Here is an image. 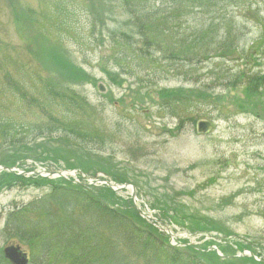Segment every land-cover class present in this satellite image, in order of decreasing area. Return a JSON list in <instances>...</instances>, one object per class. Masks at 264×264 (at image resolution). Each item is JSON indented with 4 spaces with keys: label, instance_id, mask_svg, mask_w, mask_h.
Masks as SVG:
<instances>
[{
    "label": "rangeland",
    "instance_id": "rangeland-1",
    "mask_svg": "<svg viewBox=\"0 0 264 264\" xmlns=\"http://www.w3.org/2000/svg\"><path fill=\"white\" fill-rule=\"evenodd\" d=\"M218 1L223 17L210 15L214 53L183 62L157 48L144 58L136 35L131 48L115 47L111 34L129 32L124 25L132 23L120 0H0V162L15 152L21 171L67 170L69 152L78 173L131 185L137 207L172 240L143 220L154 236L179 251L197 249L199 264H208L202 253H214L212 245L227 249L225 259L214 253L222 264L242 259L232 258L242 253L235 244L264 260V0ZM183 3L195 9L180 39L205 33L210 22L200 1ZM70 91L76 105L61 97ZM50 114L94 140L67 141L60 127L45 129ZM199 122L209 124L206 132L197 131ZM53 151L58 166L41 161ZM50 191L47 183L0 186V264H9L2 250L11 244L28 264L77 263L74 250L55 245L42 255L9 232L15 209ZM115 194L134 209L129 191Z\"/></svg>",
    "mask_w": 264,
    "mask_h": 264
},
{
    "label": "trees",
    "instance_id": "trees-1",
    "mask_svg": "<svg viewBox=\"0 0 264 264\" xmlns=\"http://www.w3.org/2000/svg\"><path fill=\"white\" fill-rule=\"evenodd\" d=\"M187 1L192 3L197 0H120L121 7L132 18L130 25H124L129 31L126 33L131 35L125 32L111 34L113 45L115 47L127 45L131 48V45L135 44V42L131 44V37L136 35L143 43V50L145 49L142 50L145 53L143 57L146 59L147 52L156 48L165 50L164 54L168 55V59L165 58L167 60L186 62L207 58L214 53L212 46L217 30V25L214 24V19L210 15L219 12L222 18L224 6L221 4L218 6V3H212V0H199L201 4L199 12L208 17L210 25L205 28L203 34L191 30L188 35H182L180 39L178 31L184 23L183 19L193 14L192 11L195 9L192 5H184L183 2ZM189 6L192 8H188ZM226 24L233 30L235 26L237 27L233 17H229ZM226 34L229 37V34ZM114 64L120 69L121 75L126 74V69L122 68L118 58ZM146 66L148 67L149 63ZM61 97L71 99L72 105L78 103L76 94L71 91L65 92ZM170 102L171 100H168L164 104ZM82 108L83 111L84 104ZM47 117V125L44 128L60 127L63 133L69 136L66 137L67 141H70V138L82 141L79 138H83L86 144L89 140H94V137L86 133L83 137L77 128H65L63 120L51 114ZM55 154L53 151V156L48 154L47 158L45 156L41 161L50 160L58 166L59 162ZM65 154V168L73 169L74 165L71 163L69 152ZM72 155L75 157L73 159H78L74 152ZM57 156L62 157L60 154ZM17 161L18 157L14 152L9 160L2 159L0 164L12 166ZM112 180L123 181L117 177H113ZM45 183L49 184L51 191L40 199L17 207L8 221L10 222L9 232L13 233L17 241L31 251H39L42 255H46L54 251L55 245H58L61 253L67 254L73 250L77 252L74 254V257H77L75 264H199L198 258L194 255L197 249L188 248L185 252L179 251L167 245L166 240L156 238L153 233L155 230L145 225L130 203L120 202L116 194L106 187H90L89 189L72 184L71 181L24 179L6 173L0 175L1 187L12 185L38 187ZM54 208L60 210L61 215L55 216ZM202 230L208 231L207 229L200 231ZM113 234H116V239L112 237ZM226 250V248H221L220 251L223 253ZM202 254H204L202 257L209 259V262L204 259V263L222 264L214 253L205 254L204 252ZM227 262V264H262L249 258Z\"/></svg>",
    "mask_w": 264,
    "mask_h": 264
},
{
    "label": "water",
    "instance_id": "water-1",
    "mask_svg": "<svg viewBox=\"0 0 264 264\" xmlns=\"http://www.w3.org/2000/svg\"><path fill=\"white\" fill-rule=\"evenodd\" d=\"M99 91L100 92H103V88L101 86H99ZM209 124L208 123H205V122H199L198 125H197V131L199 133H204L207 131V128H208ZM7 171V172H11L12 170L10 168H5V167H1L0 168V171ZM74 172H57V173H48L47 177H62L64 179L65 178V175L66 174H73ZM38 175H42L40 173H38ZM93 182L95 183H101V184H105L106 186H108L110 189L114 190V191H121V190H125V189H129L131 191V197L132 199H134V189L132 186L130 185H124V186H121V187H118L116 185H113L109 182H106V181H103V180H98V179H93ZM138 212L144 217V214L138 210ZM160 230H162L160 228ZM167 233V236L169 237V239L171 240L172 239V235L166 231ZM213 250L216 251V249L213 248ZM3 255H4V258L6 260H8V262L10 264H27L28 263V260H27V255L25 253H23L20 248L18 246H9V247H6L4 250H3Z\"/></svg>",
    "mask_w": 264,
    "mask_h": 264
}]
</instances>
